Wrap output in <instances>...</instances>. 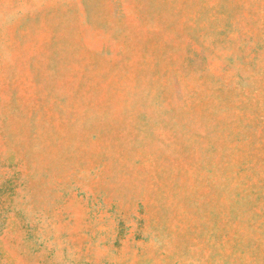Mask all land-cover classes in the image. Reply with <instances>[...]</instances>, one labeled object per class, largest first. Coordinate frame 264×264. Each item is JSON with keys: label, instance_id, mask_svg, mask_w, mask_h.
I'll use <instances>...</instances> for the list:
<instances>
[{"label": "rangeland", "instance_id": "obj_1", "mask_svg": "<svg viewBox=\"0 0 264 264\" xmlns=\"http://www.w3.org/2000/svg\"><path fill=\"white\" fill-rule=\"evenodd\" d=\"M0 264H264V0H0Z\"/></svg>", "mask_w": 264, "mask_h": 264}]
</instances>
